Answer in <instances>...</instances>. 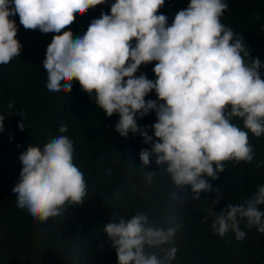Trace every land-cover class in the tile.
I'll use <instances>...</instances> for the list:
<instances>
[{"label":"clouds","instance_id":"1","mask_svg":"<svg viewBox=\"0 0 264 264\" xmlns=\"http://www.w3.org/2000/svg\"><path fill=\"white\" fill-rule=\"evenodd\" d=\"M105 2L0 0V65L18 57L22 49L11 17L18 14L25 29L54 33L43 61L50 92H71L72 82L78 81L83 91L92 98L94 94V102L108 117L119 115L115 129L122 137L139 133L151 145L139 153L144 165L154 156L176 186H190L192 199L200 198L202 191H217L205 177L217 179L225 161L254 158L248 132L233 118H241L244 128L256 137L264 134V74L260 72L264 62L251 57L241 38L221 23L228 9L225 0H190L170 25L168 17L159 14L165 0H115L110 14L102 12L83 35L73 38L69 26L76 16ZM153 61L155 80L143 73L135 75L142 64ZM153 90L157 100L146 101ZM150 111L157 116L151 126L154 135L137 123L138 116ZM4 120L5 115H0V131ZM18 127L24 129L23 120ZM59 131L67 132V125L62 123ZM20 160L23 167L12 191L17 207L33 219L45 222L59 216L66 204L83 203L86 181L74 163V145L68 136L52 138L42 148L29 145ZM154 175L155 171L147 173L149 182ZM172 198L182 199L176 193ZM218 202L219 197L214 203ZM260 205H264V186L242 204L222 208L211 228L220 237L231 230L242 241L246 233L239 225L246 218L248 228L256 226L264 234ZM176 219L172 213L164 226L154 225L138 212L130 219L110 220L104 232L118 264H171L180 228Z\"/></svg>","mask_w":264,"mask_h":264},{"label":"trees","instance_id":"2","mask_svg":"<svg viewBox=\"0 0 264 264\" xmlns=\"http://www.w3.org/2000/svg\"><path fill=\"white\" fill-rule=\"evenodd\" d=\"M114 2L106 0L77 15L69 26L73 38L83 35L102 12L110 14ZM189 2L165 0L159 14H165L170 25ZM225 2L228 9L221 23L241 38L251 57L264 62V0ZM11 18L22 49L18 57L0 65V115H5L0 131V264H118L104 225L113 219L118 222L120 217L130 219L138 212L160 226L175 213L180 228L172 245L177 253L171 264H264V234L256 226L248 228L246 218L239 225L246 233L242 241L231 230L220 237L211 228L222 208L242 204L264 186V134L256 137L244 128L241 118L234 117L232 122L248 132L253 160L225 161V170L217 179L205 177L217 191H202L200 198L192 199L190 186H176L154 156L149 165L142 163L139 153L151 145L139 133L122 137L115 129L119 115L108 117L94 102V94L92 98L83 91L78 81L72 82L71 92H50L43 61L55 34L25 29L18 14ZM251 57L246 59L250 62ZM155 63L142 64L135 75L143 73L155 80ZM260 72L264 74V68ZM145 99L157 100L155 91ZM21 120L25 124L22 131L18 127ZM156 120L154 111L137 117L138 126H146L148 135H154L151 126ZM62 123L68 128L65 133L59 131ZM59 135L73 141L74 163L84 174L86 196L83 203L66 204L59 216L40 222L17 207L12 189L23 167L20 154L29 145L42 148ZM149 171L156 172L151 182ZM174 193L182 199L173 200ZM218 197L219 202L214 203ZM259 207L264 212V205Z\"/></svg>","mask_w":264,"mask_h":264}]
</instances>
